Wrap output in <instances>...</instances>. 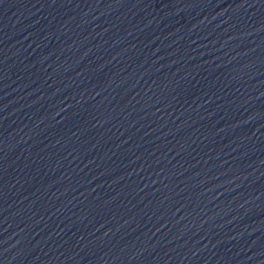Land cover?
<instances>
[{"label":"water","instance_id":"95a60500","mask_svg":"<svg viewBox=\"0 0 264 264\" xmlns=\"http://www.w3.org/2000/svg\"><path fill=\"white\" fill-rule=\"evenodd\" d=\"M0 264H264V0H0Z\"/></svg>","mask_w":264,"mask_h":264}]
</instances>
